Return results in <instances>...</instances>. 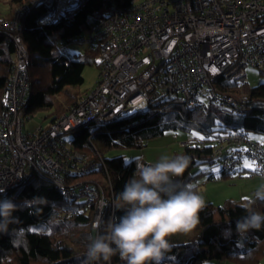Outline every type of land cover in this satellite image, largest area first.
<instances>
[{
	"label": "built area",
	"instance_id": "1",
	"mask_svg": "<svg viewBox=\"0 0 264 264\" xmlns=\"http://www.w3.org/2000/svg\"><path fill=\"white\" fill-rule=\"evenodd\" d=\"M80 1L43 0L52 11L40 23H56ZM24 9L18 7L11 19L0 15V31L18 29ZM11 38L14 63L0 102V198L7 197L30 173L48 180L69 201L89 204L100 194L91 222L97 231L108 203H103L97 183L75 178L97 170L103 162L98 153L92 160L77 151L66 135L91 123L113 122L143 112H173L175 103L205 113L219 104L236 115L243 114L242 100L222 95L215 83L221 78L244 77V68L264 70V0L113 3L89 32L68 43L96 53L98 74L93 87L53 120L28 129L31 116L22 107L29 88V55L17 35ZM182 143L185 147L208 143L211 158L227 175L243 170L264 177V147L247 132L213 133L207 140L192 136ZM244 161L252 169H245ZM75 214L68 211L66 216Z\"/></svg>",
	"mask_w": 264,
	"mask_h": 264
},
{
	"label": "trees",
	"instance_id": "2",
	"mask_svg": "<svg viewBox=\"0 0 264 264\" xmlns=\"http://www.w3.org/2000/svg\"><path fill=\"white\" fill-rule=\"evenodd\" d=\"M42 1L10 0L11 4L25 6V9L18 29L6 28L0 31V102L14 63L15 45L11 35L15 34L29 55V88L22 110L26 115H34L54 108L51 116L46 118L53 120L65 111L62 103H57L54 97L62 93L71 100L66 99L70 106L75 104L81 92L71 93L67 88L83 83V69L86 65L95 64L96 56L95 52L86 50L80 59L78 55L63 53L57 45L66 46L72 37L89 32L113 3L126 6L134 0H81L53 24L40 23L52 11ZM257 71L264 77V70ZM240 79L221 78L216 81L215 87L222 95L231 96L236 101L242 100L245 112L241 115H236L229 108V113L210 110L204 113L200 109L186 108L181 103H175L172 105L173 112L159 115L143 112L113 122L91 123L71 131L77 151L91 154L92 160H96L98 153L103 162L97 170L75 179L108 175L111 187L104 197L108 201L112 199V207L107 205L102 210V222L96 231L91 227V221L100 194L89 204L69 201L48 180L30 173L7 197L0 198H11L18 208L7 230L0 231V264H84L88 238L94 239L96 234L105 235L110 232L109 225L118 222V218L123 215L118 195L125 183L134 175L138 164H151L141 157L130 162H125L123 156L109 159L104 157L106 153L113 150H140L147 141L177 130L189 132L196 129L200 134L197 137L204 140L213 133L237 130L264 136V82L248 87ZM210 155L211 147L208 143L183 149L181 156L188 158L189 166L180 179L176 178L178 184L192 186L197 191L198 179L205 177L212 180L211 172L190 174L196 166L215 165L217 162ZM228 176L232 175L220 169V177ZM253 207L264 213V203L258 202ZM252 210L245 199H227L219 206L207 204L200 213L198 234L183 241L172 236L169 241L171 248L165 254L162 264H203L212 260L260 264L264 258V228L243 234L236 231L237 221ZM68 211L76 214L67 218L65 214ZM80 225H88L89 229L80 232L76 229ZM111 264L125 262L117 254L111 258Z\"/></svg>",
	"mask_w": 264,
	"mask_h": 264
},
{
	"label": "clouds",
	"instance_id": "3",
	"mask_svg": "<svg viewBox=\"0 0 264 264\" xmlns=\"http://www.w3.org/2000/svg\"><path fill=\"white\" fill-rule=\"evenodd\" d=\"M188 166L185 156H161L154 164H138L118 195L123 215L109 225L108 234L88 238L84 264H111L117 254L125 264H162L171 248L170 238L194 231L206 207L202 195L176 180ZM244 199L253 210L237 221L236 231L243 234L264 228V213L253 207L264 203V185ZM17 210L11 198L0 200V231L7 230Z\"/></svg>",
	"mask_w": 264,
	"mask_h": 264
},
{
	"label": "rangeland",
	"instance_id": "4",
	"mask_svg": "<svg viewBox=\"0 0 264 264\" xmlns=\"http://www.w3.org/2000/svg\"><path fill=\"white\" fill-rule=\"evenodd\" d=\"M18 7L20 6L11 4L10 0H0V15L3 16L4 12L2 11H7V10L9 11L10 14H13L14 11L17 10ZM62 51L63 53H67L69 55H73V54L78 55L79 58L81 59L83 53L86 51V48L84 46L68 44L66 46H62ZM244 72H245V76L240 79V82L245 84L246 86L253 87L259 83L264 82V77H262L257 70L250 69V68H244ZM97 74H98V70H97L96 64L86 65L82 72L83 83L76 87H68L67 90L71 93H75L77 91L82 93L84 91L91 89L94 85ZM54 98L56 99L57 103H62L65 111L70 106L69 101L71 100L65 95H63L62 93L55 96ZM66 99H69L68 103L66 102L67 101ZM53 109L54 108L48 111H41V112H37L34 115H30L31 119L30 121L26 123L27 129L34 128L38 124L46 123V121H48V119L46 118L51 116L50 114L53 111ZM210 111L211 112L216 111L218 113H229L228 108L223 107L219 104L211 105ZM169 114L170 113H168L167 115ZM247 133L250 139L260 141L264 147V136L263 135H258V134L249 133V132ZM192 136H200V134L197 132L196 129H191V131L189 132H183L180 130L169 131V132H166L163 135V137L147 141L145 147H143L140 150L138 149L113 150L109 153H106L104 157L110 159L113 157L123 156L125 162H130L134 158L141 157L146 162L154 164L159 160L161 156H168L170 158H172L173 156L175 157L181 156L183 149L186 148L182 142H184L185 140H188ZM66 137L68 139H72L73 138L72 132L68 133ZM87 156L90 158L91 154H88ZM96 159H97V156H96ZM248 165H251L250 162L248 161H244L242 164V166L245 169H251L252 165L251 166H248ZM220 169H221V164L217 162L215 165H212V166L199 165V166L194 167L191 170L190 174H194L197 172H208V173L211 172L215 174L217 177L215 182L210 181L209 184H207L204 189H203V185H199L197 188L198 193L203 196L205 200V204L207 203V200L208 201L211 200L215 204V206H217V203L219 201L223 204V202L227 199L238 201L243 196L249 194V192H253L254 190H257L258 187H260L261 185H264V177L262 178L261 176H253L251 177V179H248L245 181L232 180L231 179L232 177H220ZM177 179H180V178L178 177ZM79 181H92V182L97 183L103 191V198H104L103 203L105 205L106 203H108V205H111L112 207L113 205L112 199L108 201L107 200L108 198L104 197L108 193L107 188H109V185H110L108 176L107 177H104V176L84 177ZM100 199H102L101 195L98 198V202L100 201ZM96 211L93 215V218L96 215ZM101 217H102V213H101ZM199 226H201V223H199V225L194 231L188 233V235L189 236L194 235L197 229L199 228ZM76 229H78L80 232H84V231L86 232L89 228H88V225H80V226H77ZM96 236L97 234L94 235V238ZM203 264H220V263L219 261L212 260V261H207Z\"/></svg>",
	"mask_w": 264,
	"mask_h": 264
},
{
	"label": "crops",
	"instance_id": "5",
	"mask_svg": "<svg viewBox=\"0 0 264 264\" xmlns=\"http://www.w3.org/2000/svg\"><path fill=\"white\" fill-rule=\"evenodd\" d=\"M3 10V9H2ZM2 12H4V15L2 16V17H4V18H6V19H11V17L13 16V14H10L9 13V11L7 10V11H2ZM15 12V11H14ZM252 169V168H251ZM250 170V169H249ZM212 175H213V179L212 180H207L205 177H201L200 179H198V182L196 183L198 186L199 185H203V189L205 188V186L207 185V184H209V182L210 181H213V182H215V180L217 179V177H216V175L215 174H213L212 173ZM253 176H259V175H252V174H249V173H247L246 171H239L237 174H234V175H232V176H228V177H232L231 179L232 180H243V181H245V180H248V179H251V177H253ZM263 178V177H262ZM198 188V187H197ZM255 191L256 190H254L253 192H249V194H247V195H245V196H243L240 200H244V198L245 197H248V196H253L254 195V193H255ZM203 192V191H202ZM240 200H238V201H240ZM207 204H211L212 206H215V204L211 201V200H207V203H206V205ZM219 205H222V203L219 201L218 203H217V206H219ZM200 231V226H199V228L197 229V231L195 232V234L194 235H192V236H189L188 234H183V233H178V234H176V235H174V237L177 239V240H187L188 238H191V237H193V236H195L196 234H198V232ZM219 263L220 264H233L232 262H230V261H227V260H224V261H219ZM260 264H264V258L260 261Z\"/></svg>",
	"mask_w": 264,
	"mask_h": 264
},
{
	"label": "snow or ice",
	"instance_id": "6",
	"mask_svg": "<svg viewBox=\"0 0 264 264\" xmlns=\"http://www.w3.org/2000/svg\"><path fill=\"white\" fill-rule=\"evenodd\" d=\"M248 166H251V165H248Z\"/></svg>",
	"mask_w": 264,
	"mask_h": 264
}]
</instances>
